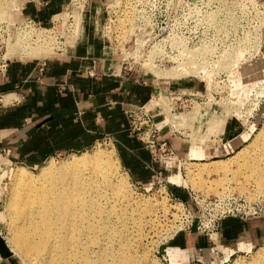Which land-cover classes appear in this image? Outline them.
<instances>
[{
    "label": "rangeland",
    "instance_id": "1",
    "mask_svg": "<svg viewBox=\"0 0 264 264\" xmlns=\"http://www.w3.org/2000/svg\"><path fill=\"white\" fill-rule=\"evenodd\" d=\"M31 1L0 0V4L6 7L0 25L6 26L9 30L5 58L38 59L47 57L52 52V47H49V54L43 55L38 52L35 54L34 51L32 54L29 49L35 46L36 42L33 45L25 44L28 36H21L18 33L15 35L16 30L12 26L25 19L20 15V9ZM263 1L187 0L185 3H189L190 14L183 17L181 14L187 15L188 10L183 5L179 6L172 32L168 28L173 24L171 15L174 13L176 0H154V3L148 1L149 6L154 5V32L145 34L143 40H148L147 45L139 50L138 54L136 51L130 54L140 55V60L137 61L135 57L129 62H135L130 64L134 65L132 68L134 73L139 71V74L145 76L138 67L141 68L140 64L147 58L146 52L154 42V48L149 52V59L152 56L154 58V68L149 66L146 70L147 76L144 78L154 79L156 85L154 119L159 130V138L162 137L163 129L160 128L163 127L168 135L182 139L189 148L187 155L177 157L173 153L171 160H165L164 154L160 151H154L160 155L161 160L173 164L170 178L163 177L162 180L147 187L136 186L122 169L114 141L110 136H103L85 152L55 156L37 166L9 163L5 157L7 150H0V236L10 251L19 258L21 264L41 262L31 261L30 258L23 259L21 255L16 254L18 252L12 242V225L7 224L10 221L8 214L5 213L10 199L12 171L24 167L27 171L37 174L44 165L60 166L69 163L70 158L92 157L96 153H106L112 157L110 167L117 172L119 183L122 181L121 184L124 186L122 187L130 197L128 203L130 212H137L144 205L146 208L150 206L146 210V216L141 218V224L137 223L136 232L128 233L130 237L131 234L139 237L132 249L136 256L145 260L144 264H264V245L251 252L237 253L225 258L217 253L216 249L185 253L183 248L171 244L173 237L180 233L189 235L196 233L197 220L192 222L193 228H190V232L180 230L185 227L184 221L180 220L182 216L180 203L197 216V207L200 206L202 199L213 200L221 197L231 209L247 214L253 211L252 208H258L260 209L258 217H264V78H262L264 11L260 7ZM94 2L93 0L89 7L82 8L83 41L87 28L100 40L99 30L105 18V3ZM69 7L70 13L79 12V9L70 5L65 8ZM78 7L81 8L82 5ZM61 17L63 18V15ZM183 23L185 26L182 28ZM121 35L124 38L126 34L123 32ZM171 38L175 41L183 40L188 48H176L180 42H172ZM15 40L16 42L19 40L20 44L18 42L14 44ZM119 45L114 49L117 53L121 51ZM45 46L48 47L47 44ZM131 49L129 46L124 52ZM2 54L3 48L0 49V55ZM180 56L186 60L174 59L170 62V58ZM236 104L239 113L232 112L231 106L234 107ZM220 119L223 120L222 129L216 126ZM231 122L235 128L232 139L227 138L224 131V126ZM132 134L137 136L135 133ZM230 144L235 147L232 152L225 148ZM191 148H200L201 156L190 162L188 159ZM204 148H217L218 151L204 157ZM246 151H249V154ZM215 160L222 161L220 162V165L223 163L221 166H224L222 170L195 175L200 165L210 166V162ZM171 175L175 178H171ZM113 205L114 202L108 200L104 203L103 209L114 210ZM115 209L118 211L119 207ZM117 211L110 219V225L115 230L119 225L118 217L121 216ZM208 212L202 210V214H199L200 220ZM133 220L136 221V218ZM197 234L209 238L204 233ZM215 235L216 233L213 236ZM169 248L178 251V257L173 261L169 258Z\"/></svg>",
    "mask_w": 264,
    "mask_h": 264
},
{
    "label": "crops",
    "instance_id": "2",
    "mask_svg": "<svg viewBox=\"0 0 264 264\" xmlns=\"http://www.w3.org/2000/svg\"><path fill=\"white\" fill-rule=\"evenodd\" d=\"M68 1L34 0L24 5L20 15L49 26ZM110 59V52H103L101 42L87 28L84 41L62 57L46 59L39 78L37 58L7 61L0 72V150H7L9 163L37 166L55 156L85 152L110 136L122 169L136 186L147 187L170 176L173 164L161 160L130 132L126 115L143 106L154 117V79L134 72L118 75V69L112 75ZM160 130L159 142L165 140L177 157L187 155L189 148L182 139L168 135L163 127ZM224 131L227 138H234L233 122ZM225 148L232 152L235 147ZM192 149L196 154L190 157ZM217 151L204 148V157ZM200 156V148H191L190 160ZM171 244L185 253L216 249L225 258L251 252L264 245V217H226L219 221L215 236L180 233ZM168 250L178 257L177 250ZM0 264L8 263L0 260Z\"/></svg>",
    "mask_w": 264,
    "mask_h": 264
},
{
    "label": "bare ground",
    "instance_id": "3",
    "mask_svg": "<svg viewBox=\"0 0 264 264\" xmlns=\"http://www.w3.org/2000/svg\"><path fill=\"white\" fill-rule=\"evenodd\" d=\"M5 13L6 7L1 3L0 19ZM78 13L74 15L79 19ZM18 34L30 37L27 33ZM125 34L124 38L122 35L118 37L119 43L129 42L131 33ZM36 39H40L38 34ZM17 42L20 44L19 40ZM17 42L15 40L14 44ZM136 42L140 43L141 38H137ZM49 44L47 41L36 43L29 51L32 54H49V47H53ZM11 46L14 47L13 44ZM178 47L188 48L183 42ZM150 49L146 52L147 58L140 64L145 76L149 66L154 68L153 56L149 59ZM121 51L126 54L125 58L136 57L137 61L141 58L140 55L131 56V53L124 52L122 48ZM135 51L138 54V50ZM174 59L184 61L185 58H170V62ZM222 123L223 120L220 119L216 126L222 129ZM195 154L196 151L193 150L190 157ZM110 159L112 157L109 154L96 153L92 157L70 158L69 163L60 166L44 165L37 174L24 167L12 171L10 199L5 213L10 221L7 224L12 225V242L18 252L16 254L23 259L38 260L41 264H144L145 260L136 256L132 249L139 237L133 234L130 237L129 234L137 230V223L141 224V218L146 216V210L150 206L146 208L144 205L137 212L128 210L130 197L127 196L122 181L119 183L117 172L111 169L109 162L113 160ZM220 162L222 161L215 160L210 162V166L200 165L195 175L222 170L224 166ZM108 200L114 202V210L103 209ZM116 207H119L118 211ZM116 211L121 215L118 214V224L121 227L117 225L119 229L116 227L115 230L110 225V219L116 215ZM135 218L136 221L133 220ZM175 257L174 253H169L171 261Z\"/></svg>",
    "mask_w": 264,
    "mask_h": 264
},
{
    "label": "built area",
    "instance_id": "4",
    "mask_svg": "<svg viewBox=\"0 0 264 264\" xmlns=\"http://www.w3.org/2000/svg\"><path fill=\"white\" fill-rule=\"evenodd\" d=\"M34 1V0H32ZM93 0H69V3L66 5L73 6L75 9H79L78 6L81 4L82 7L79 9V19L75 15L70 13V7L66 9L65 7L57 13L51 19V24L49 28H42L39 23L35 22L32 19H24L23 22L13 25V29L17 33H27L30 34L29 39L25 44L33 45L34 42H49L52 47V52L49 56L39 57L37 59V64L35 66V74L37 78L41 77L44 68L45 61L50 57H62L66 54L68 49L76 47L83 40V21L81 18L82 8L91 4ZM149 0H104L105 3V18L102 23V27L99 30L100 42L103 49V52H110L111 54V63L110 70L112 75H116V69H118L117 74L133 72L132 68L134 63H130L129 60H132L131 57L125 58L123 51H117V45H119L122 50H125L127 47H131L129 53L135 52V50L141 51L147 45V39L143 40L145 34L154 32V5H148ZM107 2V3H106ZM154 3V0H151V3ZM187 0H176L174 13L171 15L173 18V24L168 28L171 32L174 29L175 18L179 12V6H185L188 10L187 15L184 16V13L181 14L183 17H186L190 14V8L188 7L189 3H185ZM108 4V5H107ZM112 6V8H110ZM261 9L264 11V1L260 4ZM259 7V8H260ZM66 9V10H65ZM22 10V8L20 9ZM95 12V11H94ZM96 14V13H95ZM65 22H63V18ZM58 17V18H57ZM131 21V23H130ZM15 26V27H14ZM185 23L181 25L183 28ZM9 30L6 26L0 25V49H4V54L0 55V72L4 70L7 61L14 59L13 57L5 58V52L7 49L6 41L9 40ZM123 32H130V40L126 43H119L118 37ZM39 35V41H36V35ZM5 36V37H4ZM141 38V42L137 43L136 39ZM15 38V37H14ZM172 42H185L183 40L175 41L171 38ZM154 40V38H153ZM175 44V43H174ZM177 45V44H175ZM154 46V42L151 47ZM187 46V45H186ZM150 47V48H151ZM176 48H180L175 46ZM262 48V46L260 47ZM264 55V54H263ZM121 57V58H120ZM20 59V57H18ZM154 63V59L152 60ZM113 65V66H112ZM141 73H145L142 67H138ZM144 71V72H143ZM139 72V71H138ZM137 71L134 73L136 76H143ZM88 75H91L89 70ZM264 73V69H263ZM264 78V75L263 77ZM1 101V97H0ZM240 106V105H239ZM232 112H238V105L232 107ZM127 117H129V130L131 133L137 134V137L145 145V147L150 151H160L161 154H164L165 160H171L173 157V152L168 148V144L165 140L158 141L159 139V130L157 129V124L154 117L147 111L143 106L136 107L133 111L126 112ZM109 141V140H108ZM182 207V216L181 221H184V228L180 229L183 231L190 232V228H193L192 222H196V233H204L209 237L216 233L218 223L220 220L226 217L238 216L240 218H255L260 216L258 208H252L253 211L249 213H240L236 209H231L229 204L224 202L223 198H215L213 200L202 199L200 206L197 207V213L195 216L192 211L187 208L183 203L179 204ZM202 210L209 211L205 217L200 220L199 214H202Z\"/></svg>",
    "mask_w": 264,
    "mask_h": 264
},
{
    "label": "water",
    "instance_id": "5",
    "mask_svg": "<svg viewBox=\"0 0 264 264\" xmlns=\"http://www.w3.org/2000/svg\"><path fill=\"white\" fill-rule=\"evenodd\" d=\"M0 259L8 264H21L19 258L15 256L7 247L4 239L0 236Z\"/></svg>",
    "mask_w": 264,
    "mask_h": 264
}]
</instances>
